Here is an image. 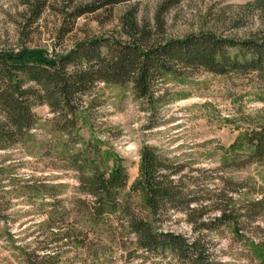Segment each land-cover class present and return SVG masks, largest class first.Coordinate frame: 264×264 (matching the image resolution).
Here are the masks:
<instances>
[{
  "label": "rangeland",
  "instance_id": "1",
  "mask_svg": "<svg viewBox=\"0 0 264 264\" xmlns=\"http://www.w3.org/2000/svg\"><path fill=\"white\" fill-rule=\"evenodd\" d=\"M259 1L0 0V49L63 54L92 37L124 39L121 27L128 18L147 27L156 42L206 32L237 41L260 38L264 0ZM176 67L154 82L151 100L137 97L130 82L95 84L78 104L75 127L67 130L46 103L31 101L33 128L0 148V264H23V250L47 232L49 220L78 218V177L92 165L104 172L122 167L125 191L139 202L144 145L185 164L193 197L209 205L219 193L216 203L236 217L214 221L218 212L208 209L189 221L170 211L159 224L162 230L199 239L213 264H264V204L245 210L250 199L264 202V159H249L252 146L242 139L264 114V84L256 71ZM87 240L88 249L65 246L60 264H178L170 253L137 257L111 217Z\"/></svg>",
  "mask_w": 264,
  "mask_h": 264
},
{
  "label": "trees",
  "instance_id": "2",
  "mask_svg": "<svg viewBox=\"0 0 264 264\" xmlns=\"http://www.w3.org/2000/svg\"><path fill=\"white\" fill-rule=\"evenodd\" d=\"M123 1L129 0H105L104 4ZM125 24L127 27H121L124 39L92 37L75 43L63 54L0 49V148L18 141L33 128V99L57 113L62 130L74 128L82 96L99 82H130L137 97L151 100L154 82L164 73L178 71L176 66L180 65L201 67L215 74L256 71L264 84V36L237 41L206 32L156 42L150 39V30L139 27L133 18ZM242 139L252 146L249 159H264V114ZM184 168V163L156 147L142 146L141 181L136 187L141 197L136 202L132 191H125L127 175L122 167L104 172L97 165L90 166L89 172H80L78 177L79 196L73 203L78 218L49 220L45 224L47 232L36 236L33 247L23 250L22 263L60 264L65 246L88 249V233L111 217L130 238L134 254L143 260L170 253L178 264H213L199 239L190 241L159 225L170 217V211L181 212L191 221L193 213L198 211L201 218L208 209L218 212L214 221L236 222L226 205L216 203L219 193L213 194L209 205L203 203L204 197L191 195ZM263 204V199H250L245 210ZM200 226L208 224L202 222Z\"/></svg>",
  "mask_w": 264,
  "mask_h": 264
}]
</instances>
